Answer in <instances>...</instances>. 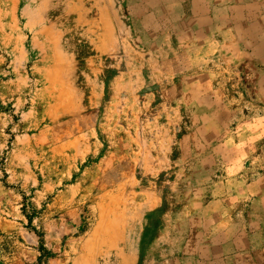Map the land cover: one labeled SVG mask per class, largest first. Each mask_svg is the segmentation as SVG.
Here are the masks:
<instances>
[{
	"label": "rangeland",
	"instance_id": "obj_1",
	"mask_svg": "<svg viewBox=\"0 0 264 264\" xmlns=\"http://www.w3.org/2000/svg\"><path fill=\"white\" fill-rule=\"evenodd\" d=\"M240 8L0 0V264H214L247 229L264 7Z\"/></svg>",
	"mask_w": 264,
	"mask_h": 264
},
{
	"label": "crops",
	"instance_id": "obj_2",
	"mask_svg": "<svg viewBox=\"0 0 264 264\" xmlns=\"http://www.w3.org/2000/svg\"><path fill=\"white\" fill-rule=\"evenodd\" d=\"M254 1L264 7V0H236V3L241 5L240 11H246ZM260 15L257 23L264 22V13ZM245 20L244 26L249 27L251 19L247 17ZM248 190V227L241 229L234 225L229 234L217 233L219 240L215 237L216 242L206 250L211 253V258H215L214 264H264V179L250 181ZM232 236L234 240L239 238L237 244L232 242Z\"/></svg>",
	"mask_w": 264,
	"mask_h": 264
}]
</instances>
